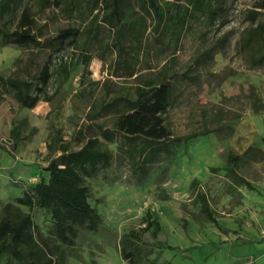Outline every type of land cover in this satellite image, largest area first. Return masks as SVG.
<instances>
[{
  "label": "rangeland",
  "instance_id": "374dc122",
  "mask_svg": "<svg viewBox=\"0 0 264 264\" xmlns=\"http://www.w3.org/2000/svg\"><path fill=\"white\" fill-rule=\"evenodd\" d=\"M18 1L15 16L29 5L44 37L70 26L81 35L76 46L52 55L49 102L23 109L0 89V217L5 203L16 205V197L41 177L48 178V164L63 150H78L86 138L97 136L112 159L107 168L85 180L89 202L103 220L96 230L75 227L73 243L62 244L47 211L16 205L32 216L35 242L47 252L49 264H264V63L251 65L252 57L264 51V33L245 45L252 28L264 23V10L253 24L248 11L263 0H214L224 17L211 23L195 12L179 29L172 15L183 14L190 4L158 0L164 16L156 31L155 16L140 8L146 0H126L122 49L114 45L116 28L101 22L99 12L106 9L102 0H48L46 6L45 0ZM96 14L99 24L93 28L90 22ZM223 19L227 23L219 26ZM131 21L135 34L129 29ZM210 48L215 52L209 59L204 54ZM85 54L91 57L87 68L82 64ZM48 55V50L36 53L0 45V73L29 79ZM61 60L71 61V68L68 80L58 86L55 71ZM161 76L171 84L164 118L172 135L207 134L190 139L186 146H173L178 158L161 154L141 174L128 153L116 149L119 136L105 141L99 127L113 132L122 100L134 98L137 86L147 79ZM252 89L262 103L258 112L251 108ZM111 103L115 105L103 109ZM250 146L255 150L238 173L251 188H233L223 169L224 156L228 150L243 154ZM193 179L198 182L194 187ZM200 191L216 223L207 220L195 203ZM147 211L159 223L156 236L151 230L141 232V253L132 261L122 260L120 238L131 229L141 231ZM0 264H6L5 257Z\"/></svg>",
  "mask_w": 264,
  "mask_h": 264
},
{
  "label": "trees",
  "instance_id": "16d2710c",
  "mask_svg": "<svg viewBox=\"0 0 264 264\" xmlns=\"http://www.w3.org/2000/svg\"><path fill=\"white\" fill-rule=\"evenodd\" d=\"M57 0H55L56 2ZM126 0H102L105 10L99 12L101 22L109 28H116V47L121 46V38L126 14L123 5ZM190 8H184L183 14L172 15L173 25L181 28L187 15L194 16L195 12L206 15L211 23L219 17H224V10L215 4L214 0H186ZM18 0H0V45H13L19 49L34 50L36 53L41 50H48L49 55L45 62L29 79H13L5 77L0 73V89L12 96V98L23 109L31 110L40 101L49 102L47 86L52 78L51 58L52 55L65 50L67 47L76 46L81 31L76 27L60 29L53 37H44L41 26L37 25L32 14L31 7L24 5L18 16H15ZM48 5L49 1H43ZM169 3L165 6L168 7ZM180 7V6H177ZM147 13L152 12L156 18L154 31L158 29L163 21V6L158 0H146L140 5ZM256 10L248 11L247 18L253 24L264 10V0L255 6ZM189 13V14H187ZM94 16L91 26L98 28ZM142 27L144 18H140ZM227 23L223 19L219 26ZM134 21L129 22V29L135 34ZM91 32V30H89ZM264 33V23H258L251 30L245 45L249 47L255 36ZM227 36L223 38V41ZM215 52L210 48L204 56L211 58ZM91 57L87 54L82 56V64L87 68ZM32 60L29 61L31 63ZM264 63V51L259 52L251 59L253 67ZM71 61L61 60L55 73L58 76V86H62L69 77ZM87 73V72H86ZM135 71L130 70L129 75L133 76ZM252 97L251 108L258 112L262 107L261 100L256 96L253 89L250 92ZM171 84L164 76L154 79H147L143 86H137L134 98L122 100V110L119 111L113 123V132L99 127V135L105 141H112L116 135L120 141L116 145L118 151L128 153L136 169L145 174L147 167L157 161L161 154H173L178 158L172 148L175 145H187L190 139L206 135V131L193 132L183 136H173L165 123V114L170 105ZM111 103L106 107H113ZM255 148L250 146L243 154H236L228 150L224 156L225 175L229 179L231 187L235 188L245 185L251 188L250 183L238 173L241 163L246 157L253 153ZM112 154L108 149L100 146L97 136L88 137L84 144L74 151H62L47 166L48 178L41 177L38 182L26 189L21 196L15 198V204L26 207L29 211L34 209L44 210L49 213L54 229L55 237L62 244L70 245L76 237L75 227H86L90 231L96 230L103 220L95 206L89 202V189L85 180L95 177L99 171L110 165ZM215 171V169H211ZM196 179L190 183L197 185ZM195 203L200 205V212L205 218L216 223L213 211L209 208L204 192L196 193ZM12 203H5L1 209L0 217V259L6 258V264H43V259L49 264L51 262L47 252L41 251L35 242V227L32 216L22 213L18 206ZM143 228L141 231L131 229L120 238V257L122 260L132 261L141 253L140 233L151 230L153 237L159 230V223L155 214L147 211L143 216ZM49 252L51 251L48 249ZM150 253V250L147 251ZM47 256V257H46Z\"/></svg>",
  "mask_w": 264,
  "mask_h": 264
}]
</instances>
